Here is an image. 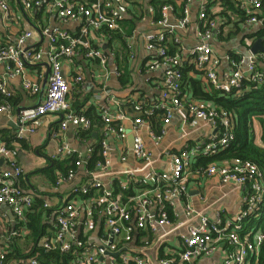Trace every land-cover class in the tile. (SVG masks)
I'll return each instance as SVG.
<instances>
[{
  "label": "built area",
  "instance_id": "2783aa9c",
  "mask_svg": "<svg viewBox=\"0 0 264 264\" xmlns=\"http://www.w3.org/2000/svg\"><path fill=\"white\" fill-rule=\"evenodd\" d=\"M156 1L161 3L158 24L167 26V31L164 29L146 35L145 47L155 53V59L147 63L148 69L166 67L160 100L146 108L135 103L133 109L141 115L138 113L132 119L122 112L116 113L113 118L102 108L103 125L99 138L84 154L77 153L64 142L58 147V155L52 159L64 160L73 155L75 159L66 172L56 175L55 188L72 181L79 169L83 171L84 178L73 185L67 197H61V201H43L42 208L45 211L42 221H49L52 229L49 236L40 239L39 247L69 255V264H191L218 249L222 251L218 264H264V230L260 226L264 205V174L254 162L238 157L193 168L192 159L195 157L211 156L228 146L234 137L235 116L221 106L187 98L182 93V59L179 54H168L166 47L167 36L174 33L173 28L166 24V16L177 0ZM184 1V16L177 24L179 28L185 27L189 19L188 4L192 0ZM200 1L198 17L202 22L197 28L199 42L193 48V61L203 70L206 81L216 90H234L236 95L242 94L249 84H263L264 50L251 51L252 43L259 37L256 34V38L252 37L253 41L252 38L245 40L244 51L225 55L229 68L220 74L222 57L217 54L210 40L223 32L225 18L211 17V6L208 7L211 0ZM232 1L244 12L246 24L257 26V31L264 30L261 0ZM21 3L26 9L44 8L48 13L55 12L64 21L78 20L80 35L72 37L62 30L42 27L41 34L50 44L46 51L24 48L30 31L20 35L15 45L0 41V66L12 62L15 73L22 72L25 64L33 65L42 59H46L50 66L43 97L35 105L22 107L19 111L16 137L21 139L35 133L42 117L50 113L62 114L61 131L72 125L84 136L92 129L93 123L85 115L75 113L69 101L72 82H82L83 76L79 72L69 79L63 73L61 59L75 56L78 48L82 47L86 58L98 59L105 66L106 54L91 46L89 35L117 29L128 12V1L21 0ZM214 6L217 10L221 8L219 4ZM0 9L5 15L8 14L7 0H0ZM260 38L264 46V36ZM174 40L177 41L176 38ZM112 72L117 76L120 74L119 69ZM22 86L32 94L38 93L40 89L28 79L23 80ZM105 93L108 103L116 102L109 95L110 92ZM0 95L3 98L0 113H9L11 105L7 99L12 93L3 81H0ZM156 112L161 113L162 119H150ZM176 112H183L192 127L203 121L215 126V131L219 128L220 133L215 132L210 141L179 149L172 144L162 147L166 134L164 127ZM143 129L151 143L159 148L156 154L144 142L141 135ZM112 142L116 146L119 161L125 162L131 155L135 161L133 167L112 169ZM95 148H98L100 159L90 168L88 160ZM0 159L3 165L0 167V209L8 206L17 221L22 223L27 213L33 211L34 195L24 191L18 184L24 170L17 161V150L0 142ZM165 164L169 165V169ZM192 176H217L220 183L232 184L240 189V209L234 215H219L215 221H210L188 201ZM180 213L184 220H179ZM2 220L3 217L0 222ZM182 225L186 226V230L177 239L171 238ZM246 225L249 227L245 228ZM23 233L22 230L11 229L8 237H20ZM1 238L2 234L0 264H4L8 245L1 244ZM163 244L166 250L160 252ZM14 261L15 264H41L37 253Z\"/></svg>",
  "mask_w": 264,
  "mask_h": 264
},
{
  "label": "crops",
  "instance_id": "0c3cea01",
  "mask_svg": "<svg viewBox=\"0 0 264 264\" xmlns=\"http://www.w3.org/2000/svg\"><path fill=\"white\" fill-rule=\"evenodd\" d=\"M7 1L9 5L8 14L5 15L0 9V41L3 44L15 45L20 35L30 31L31 35L25 39L24 48L46 51L49 49L50 44L48 39L41 34V28L45 26L52 30H62L72 37H79L80 35V22L78 20L68 19L64 21L55 12L48 13L44 11V8L26 9L22 6L21 0ZM78 1L89 2L94 0ZM127 1L129 5L128 12L119 22L117 29L106 33L96 32L95 36L93 34L89 35L88 40L91 46L106 54L107 61L105 66H102L98 59L86 58L83 55L84 49L82 47L78 48L75 56L61 59L63 73L69 79H72L79 72L83 76L82 82H72L73 90L69 96V101L71 109L75 113L85 115L93 123L92 129L84 136V133L82 134L79 129L72 125L61 131L60 121L62 114L50 113L42 117L35 133L18 139L16 137V122L19 111L22 107L35 105L43 97L50 66L46 59H42L33 65L25 64L24 70L20 73L14 72L15 66L12 62L0 66V81H3L7 89L12 93L7 99L11 105L10 112L4 111L0 113V142L6 143L4 139L8 138L9 146L17 150V161L24 170V175L19 179L18 184L24 191L33 194L34 200L37 197L42 202L45 200H48L49 203H53L55 200L61 201V197H67L66 195L70 192L73 185L83 180L84 173L79 169L72 181L64 183L56 189L55 182L51 181L49 173L52 172L56 177L64 169L66 163L72 161V157H75V155L64 160H57L61 162L62 168L51 167L50 159L58 155L57 149L63 142L81 154L86 153L89 147L95 145L103 125L102 108H105L113 118H115L116 113L122 112L132 119L140 114V112L138 114L133 109L135 103L146 108L153 106L160 100L166 67L159 66L151 70L147 68V63L155 59V53L146 49L145 36L151 33H159L164 31V29L167 31V26L163 27L164 25L158 24V20L154 18L155 12L160 11L161 5L159 6L157 3L160 4V2L156 0ZM206 1L208 2L209 0ZM215 4H219V1L211 0L208 2V7L211 6V14L219 11L215 8ZM200 6V0L190 1L188 4V22L185 27L179 28L177 24L184 16L185 1L177 0L173 4V9L167 13L166 24L173 28L174 33L167 36L166 47L168 54L180 55L182 67L184 65L185 69H188V75L194 79H199L205 87L208 82L204 77L203 70L199 69L193 61V48L199 42L197 28L202 22L198 17ZM223 11L228 12L229 9L225 7ZM230 12L229 18L223 16L225 18L223 32L218 37H213L210 40L217 54L222 57L221 67L219 68L220 74L229 68L225 55L235 51H244L245 40H250V38L254 37L259 29L255 25L251 26L245 22H240L237 12ZM103 35H108V37L104 38ZM97 37H103V39L99 40ZM254 38L251 40L253 41ZM114 69L120 70L119 76L112 72ZM24 79L35 82L40 87L39 92L32 94L24 90L22 86ZM181 89L187 98L197 99L192 95L191 85L185 84L183 76ZM106 91L110 92L108 94L118 104L106 101L108 97L105 93ZM204 101L219 106L212 101ZM87 111L90 112L89 115H86ZM184 116L183 112H176L173 114L171 121L165 125L166 134L161 144L162 147L172 144L179 149L202 141H210L214 137L215 132L216 134L220 133L219 128L215 131V126L203 121L199 125L192 127L186 120L189 118ZM150 119L155 121L162 119L161 113L156 112ZM251 119L254 142L256 145L264 147L262 141V135L264 136V115L261 117L252 116ZM94 133H96V136ZM141 135L146 145L156 154L159 148L151 143L145 129L142 130ZM129 141H131V138H129ZM111 145L112 169L134 166L135 161L131 155L125 162H120L118 153L115 150V144L112 142ZM201 158H205V156L200 155L192 159L193 168L226 160H212L206 164H199L198 162ZM164 166L169 169L168 164ZM0 167H3L2 162ZM160 167L163 168L162 165ZM42 172L48 173L46 175L49 181H43ZM241 192L240 189H237L232 184L220 183L217 176L203 178H194L192 176L189 181L188 201L195 210L203 212L210 221H215L219 215L222 217L231 216L240 209ZM10 214L13 215V218H11ZM2 217L3 220L0 222L1 244L8 245L7 248L10 251L13 249L11 245L14 240V243L20 247L21 253L26 252L27 249L25 250V248L29 245L28 237L31 233V229L28 226V215L24 222L19 223L9 208L3 209L2 207L0 209V218ZM262 217L263 213L260 221H262ZM41 220H43V215ZM179 220H184V216L181 213ZM44 223L48 226L45 227V233L40 239L49 236L50 228L52 229L49 221ZM244 223L247 224L249 222L245 221ZM248 227L249 225H246L245 228ZM11 229L22 230L24 233L20 237L9 238L8 234ZM185 230L186 226L182 225L172 234L171 238L177 239L178 235ZM163 250H166L164 244L161 246L160 252ZM221 258L222 251L218 249L214 253L201 257L191 264H218ZM14 260L20 261L22 259H7L4 264H15L16 261Z\"/></svg>",
  "mask_w": 264,
  "mask_h": 264
},
{
  "label": "trees",
  "instance_id": "16d2710c",
  "mask_svg": "<svg viewBox=\"0 0 264 264\" xmlns=\"http://www.w3.org/2000/svg\"><path fill=\"white\" fill-rule=\"evenodd\" d=\"M159 6L161 3H157ZM219 6L221 7L219 11L215 14H210L211 17H220L227 16L229 18V12H237L240 18V22H244L245 14L241 12L235 5L232 0H220ZM223 8L227 7L229 11H223ZM261 16L264 18V0H261ZM156 20H160L161 15L160 11L155 12ZM238 23V22H237ZM256 36L263 37L264 30H259L256 33ZM191 66V65H190ZM192 67V66H191ZM190 68V67H188ZM188 69L181 67L182 76L185 80V84H189L192 87V95L199 100H209L214 104L221 106L222 108L231 111L234 116V128L233 133L234 137L229 142L228 146L216 153L213 156L201 158L199 164H206L212 160L220 159H231V158H241L248 159L254 162L259 169L264 174V147L258 146L254 142L253 131L251 126V117L257 116L261 117L264 115V83L257 86L249 84L248 88L243 91L242 94L236 95V92L233 90L231 92H222L216 90L210 84H206L205 87L199 79H194L190 77L187 73ZM1 100L3 99L0 96ZM90 112L87 111L86 115H89ZM263 121V120H262ZM4 141L7 146H9V139L5 138ZM262 141L264 143V136L262 135ZM97 149L95 148L94 153L88 160V167H93L94 162L100 159V156L97 154ZM71 158V157H70ZM75 157H72V161L66 163L64 169L61 172H66L67 168L72 166V162ZM51 167H63L57 159H50ZM49 172V171H48ZM51 181L55 182V175L51 172L49 173ZM42 201L40 198L35 197L33 211L27 213L28 215V226L31 229L29 235L28 243L29 245L25 248L26 252L21 253L20 247L12 242V250L8 251L7 259L18 258L24 259L29 255H34L37 253V258L41 264H69L70 256L65 253H58L52 251H45L39 247L40 237L45 233L46 225L41 220V216L44 213L45 209L42 208ZM263 217L260 221V226L264 230V205L262 208ZM27 243V244H28Z\"/></svg>",
  "mask_w": 264,
  "mask_h": 264
},
{
  "label": "water",
  "instance_id": "95a60500",
  "mask_svg": "<svg viewBox=\"0 0 264 264\" xmlns=\"http://www.w3.org/2000/svg\"><path fill=\"white\" fill-rule=\"evenodd\" d=\"M259 50H264V46H263V44H262V39L261 38H256L255 40H254V42L252 43V45H251V51H253V52H257V51H259ZM94 135L96 136V133H94ZM2 162V159H0V163ZM8 209V206H3V209ZM10 216H11V218H13V215L12 214H10Z\"/></svg>",
  "mask_w": 264,
  "mask_h": 264
},
{
  "label": "rangeland",
  "instance_id": "374dc122",
  "mask_svg": "<svg viewBox=\"0 0 264 264\" xmlns=\"http://www.w3.org/2000/svg\"><path fill=\"white\" fill-rule=\"evenodd\" d=\"M42 175H43V181H49V178L47 177V175L46 174H48V173H41Z\"/></svg>",
  "mask_w": 264,
  "mask_h": 264
}]
</instances>
